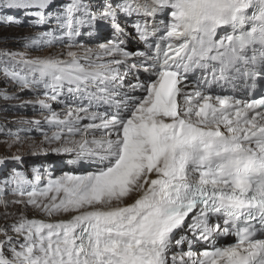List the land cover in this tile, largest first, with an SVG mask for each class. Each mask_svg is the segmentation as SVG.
Segmentation results:
<instances>
[{
	"label": "snow or ice",
	"instance_id": "6c2138e0",
	"mask_svg": "<svg viewBox=\"0 0 264 264\" xmlns=\"http://www.w3.org/2000/svg\"><path fill=\"white\" fill-rule=\"evenodd\" d=\"M0 26L36 30L0 72L56 129L7 147L35 126L81 168L0 171V264H264V0H0Z\"/></svg>",
	"mask_w": 264,
	"mask_h": 264
},
{
	"label": "rangeland",
	"instance_id": "374dc122",
	"mask_svg": "<svg viewBox=\"0 0 264 264\" xmlns=\"http://www.w3.org/2000/svg\"><path fill=\"white\" fill-rule=\"evenodd\" d=\"M56 2L59 4L64 2V0H56ZM35 31L36 30L31 29L27 26H0V50L24 52L25 41L22 39V37L34 34ZM105 34L106 33L104 32L102 33V35H99V40H103V38L106 36ZM95 43L98 42L94 41L92 44H90V46H94ZM60 51H62V48L61 46L57 45L55 48L45 47L43 49L30 50L28 51V55L30 57H45L49 54H55ZM4 90H6L9 95H19L20 99L4 100L3 98H0V125H6L8 129H11L13 132H15L20 127L29 126L12 123L11 121L27 118L41 121L42 130L44 132H47L49 136H51L52 132L56 131L55 128H49L44 123V117L47 115L46 112L42 113L38 110L34 111L31 105L23 108L19 107L21 100H34L36 99V96L30 91L17 92L16 86H14L11 81L6 80L2 72H0V91ZM48 102L52 104L53 110L57 112L61 111L60 105L52 101ZM84 123H87V121H82V124ZM31 127L33 129L31 132L21 134L22 136L26 137L25 139H23V142L21 144L13 145L11 149L7 147V144L5 142H11L13 138L0 133V156H11L13 153H16L21 155L24 161L23 166L18 165L15 161H6L5 165H0V171H8L11 168L16 167L20 170L26 171L29 175V178H31V168L34 166H42V174L43 168L46 167L52 173V176L54 178L66 172H72L74 170L79 172L81 170V168L79 167L80 165L69 163L70 160L75 159V153L56 154L52 152L51 149L57 147L58 142H53L51 144L46 142L42 143V141L44 140L43 135L35 130V126ZM76 139H80V137H76ZM89 139H91V137H89ZM29 145L38 146L40 149H42V151H40L37 155H32L29 150ZM72 167L76 169L73 170ZM8 199H12V197L9 196ZM19 209L20 206L16 205L10 206L7 210L9 212H14L19 211ZM4 211L5 209L3 207H0V213H3ZM27 215L29 217H32L34 213L28 211ZM0 223H3L2 219H0ZM177 251H179V249H177Z\"/></svg>",
	"mask_w": 264,
	"mask_h": 264
},
{
	"label": "bare ground",
	"instance_id": "6f19581e",
	"mask_svg": "<svg viewBox=\"0 0 264 264\" xmlns=\"http://www.w3.org/2000/svg\"><path fill=\"white\" fill-rule=\"evenodd\" d=\"M129 47L134 48V44H130ZM222 242V241H221ZM201 251V250H200Z\"/></svg>",
	"mask_w": 264,
	"mask_h": 264
}]
</instances>
